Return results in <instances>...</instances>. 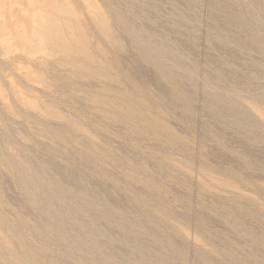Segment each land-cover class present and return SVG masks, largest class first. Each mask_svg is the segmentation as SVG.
I'll use <instances>...</instances> for the list:
<instances>
[{
	"label": "rangeland",
	"instance_id": "374dc122",
	"mask_svg": "<svg viewBox=\"0 0 264 264\" xmlns=\"http://www.w3.org/2000/svg\"><path fill=\"white\" fill-rule=\"evenodd\" d=\"M0 264H264V0H0Z\"/></svg>",
	"mask_w": 264,
	"mask_h": 264
},
{
	"label": "bare ground",
	"instance_id": "6f19581e",
	"mask_svg": "<svg viewBox=\"0 0 264 264\" xmlns=\"http://www.w3.org/2000/svg\"><path fill=\"white\" fill-rule=\"evenodd\" d=\"M105 30L107 31L108 29H107V28H105ZM106 33H107V35H109V34H108V32H106Z\"/></svg>",
	"mask_w": 264,
	"mask_h": 264
}]
</instances>
